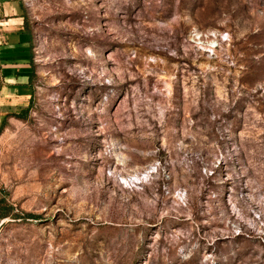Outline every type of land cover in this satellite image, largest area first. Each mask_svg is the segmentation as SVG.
<instances>
[{"label": "rangeland", "instance_id": "rangeland-1", "mask_svg": "<svg viewBox=\"0 0 264 264\" xmlns=\"http://www.w3.org/2000/svg\"><path fill=\"white\" fill-rule=\"evenodd\" d=\"M14 1L0 264H264V0Z\"/></svg>", "mask_w": 264, "mask_h": 264}, {"label": "crops", "instance_id": "crops-1", "mask_svg": "<svg viewBox=\"0 0 264 264\" xmlns=\"http://www.w3.org/2000/svg\"><path fill=\"white\" fill-rule=\"evenodd\" d=\"M21 7L14 0H0V104L27 91L24 84L32 74V39L22 32Z\"/></svg>", "mask_w": 264, "mask_h": 264}, {"label": "trees", "instance_id": "trees-1", "mask_svg": "<svg viewBox=\"0 0 264 264\" xmlns=\"http://www.w3.org/2000/svg\"><path fill=\"white\" fill-rule=\"evenodd\" d=\"M20 5H21V3H20ZM22 10H23V8H21ZM21 17H22V19H23V26H22V29H21V31L22 32H24V33H26V34H28L30 37H31V39H32V44H31V48L33 49V34H32V31L28 28V21H27V19H26V15H25V13L23 12L22 14H21ZM33 55V54H32ZM31 67H32V74L28 77V81H27V83L26 84H24L23 86H24V88L25 89H27V91H30L31 93L33 92V90H34V87H33V84H34V80H35V76H36V71H35V64H34V62H33V59H32V61H31ZM5 87V85L1 82V79H0V91L3 89ZM7 103H8V100L6 101ZM28 110L29 109H26V110H23L21 113H20V115H17V117H19V118H23L24 116H26L27 115V113H28ZM23 115V116H22ZM10 117V114H8V115H6L5 117H4V122H3V125H2V128H1V130L5 127V124H6V119L7 118H9ZM1 130H0V132H1Z\"/></svg>", "mask_w": 264, "mask_h": 264}]
</instances>
